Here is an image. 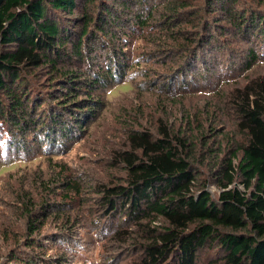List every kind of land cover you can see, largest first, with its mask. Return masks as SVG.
Returning <instances> with one entry per match:
<instances>
[{"label": "trees", "instance_id": "trees-1", "mask_svg": "<svg viewBox=\"0 0 264 264\" xmlns=\"http://www.w3.org/2000/svg\"><path fill=\"white\" fill-rule=\"evenodd\" d=\"M150 1L0 0V133L6 130L10 138L2 146L10 145V153L13 146L26 150L27 145L13 142L18 140L10 132L23 138L34 131L53 149L60 147L58 134L71 141L96 111L85 107L101 103L99 91L124 79L134 65L124 50V61L116 52L112 56L118 58L109 55L106 64L90 59L92 52L106 40L115 48L125 35L135 34V27L151 28L155 7ZM162 2L165 8L158 13L167 19L162 24L175 44L161 49L190 53L171 75V84L187 86V74L209 70L216 59H210L212 50L226 44L214 29L252 43L245 69L259 60L264 0H204L193 10L192 0ZM196 32L200 36L193 37ZM195 42L201 53L192 46ZM231 100L246 142L230 144L225 156L210 146L198 154L190 139L163 122L158 134L131 128L129 149L114 153L113 165L123 164L127 175L96 186L97 201L116 241H133L137 247L138 264H264V77L237 87ZM68 118L75 119L73 126ZM37 136L33 142L47 143ZM211 182L218 186L217 194L208 188ZM67 185L78 192V182ZM21 199L25 244L38 252L26 258L13 253L0 264H40L51 247L34 237L41 236L51 212L34 214L32 197ZM63 207H55L60 220ZM71 221L66 215L64 225ZM64 260L59 256L56 262Z\"/></svg>", "mask_w": 264, "mask_h": 264}, {"label": "rangeland", "instance_id": "rangeland-1", "mask_svg": "<svg viewBox=\"0 0 264 264\" xmlns=\"http://www.w3.org/2000/svg\"><path fill=\"white\" fill-rule=\"evenodd\" d=\"M156 1H150L155 7L151 28L142 30L135 27L131 31L135 34L125 35L115 48L106 40L92 52L90 59H100L102 64H106L111 58L119 57L124 61L121 52L124 50L126 59L134 65L124 79L120 77L118 83L99 91L103 97L101 103L85 107H95L96 111L86 118L71 141H65L66 138L58 134L56 138L60 147L53 149L34 131L23 138L19 133L10 132L18 140H12L18 142V147L27 145L26 150L20 152L13 146L15 149L10 153V145L2 146L10 139L7 131L0 133V263L7 261L13 253L26 258L38 252V248L25 244L26 220L22 213L26 209L21 196L27 194L33 199L30 207L34 214L41 210L51 212L41 236L34 234V237L51 245L40 264H57L59 256L64 257V264L139 263L133 241L121 243L113 237L107 224L109 218L103 219L95 190L99 184L116 183L126 177L124 165H113L112 159L116 150L129 149L128 133L131 128L158 134L162 122L170 124L173 133L178 132L181 137L190 139L201 155L210 146L225 156L230 144L239 147L246 142L231 99L237 87L244 86L253 78L264 77V49L256 46L259 60L247 70V49L252 43H243L233 34L223 36L214 29L216 37L226 44L212 50L210 59H216L209 70H202L203 74H187V86L171 84V75L176 73L178 65L183 64L190 53L181 56L182 51L178 48L169 52L161 49L175 44V41L167 24H162L167 19L158 13L165 8L164 3ZM192 1L191 10L194 7L199 9L198 4L204 2ZM193 35L200 36L199 32ZM106 44L109 46L105 49ZM198 45L200 43L195 42L192 46L201 53L202 48H197ZM86 53L89 54V50ZM115 53L119 56H112ZM147 59L148 62L145 61ZM95 99L100 100L97 96ZM69 121L73 126L75 119L68 118ZM54 127L47 132L50 133ZM36 136L47 143L39 145L33 142ZM72 181L80 184L78 192L67 189V183ZM208 188L214 194L219 192L215 182L209 183ZM60 203L64 204L61 220L55 216L60 214L55 212ZM66 215L72 216V221L64 225Z\"/></svg>", "mask_w": 264, "mask_h": 264}]
</instances>
